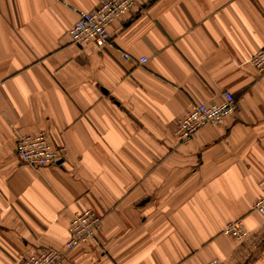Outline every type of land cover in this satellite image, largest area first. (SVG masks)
I'll return each instance as SVG.
<instances>
[{"label": "crops", "instance_id": "0c3cea01", "mask_svg": "<svg viewBox=\"0 0 264 264\" xmlns=\"http://www.w3.org/2000/svg\"><path fill=\"white\" fill-rule=\"evenodd\" d=\"M103 1L0 0V264L63 252L83 210L101 227L59 264H264V76L249 63L264 0H142L109 46L74 44L78 13ZM224 92L233 114L180 144L178 120ZM38 132L58 165L17 159ZM235 220L241 240L223 233Z\"/></svg>", "mask_w": 264, "mask_h": 264}, {"label": "built area", "instance_id": "2783aa9c", "mask_svg": "<svg viewBox=\"0 0 264 264\" xmlns=\"http://www.w3.org/2000/svg\"><path fill=\"white\" fill-rule=\"evenodd\" d=\"M142 0H104L98 6L80 11L78 19L68 29L71 41L80 46L92 45L103 49L111 44L108 26L113 20L132 8L141 5ZM127 60L126 54H121ZM146 59L139 60L144 63ZM249 63L261 76H264V46L256 51ZM236 108V101L231 93L224 92L219 103L208 102L196 104L185 116L178 120L175 137L180 144L188 143L193 135L203 126H218L231 116ZM63 148L53 146L45 132L21 135L15 143V155L21 164L35 170L47 166H56L62 160ZM252 210L264 217V188ZM101 227V218L91 210L75 212L68 225V239L63 252L54 248L27 254L17 264H59L66 252L92 240ZM223 233L237 240L246 236L241 220L225 225Z\"/></svg>", "mask_w": 264, "mask_h": 264}]
</instances>
